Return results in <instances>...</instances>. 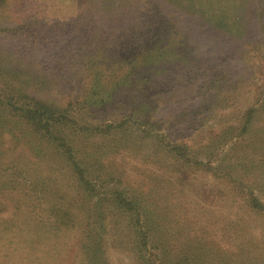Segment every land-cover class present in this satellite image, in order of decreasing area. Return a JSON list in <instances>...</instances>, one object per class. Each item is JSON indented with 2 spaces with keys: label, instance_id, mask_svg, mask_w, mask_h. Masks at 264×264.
<instances>
[{
  "label": "rangeland",
  "instance_id": "rangeland-1",
  "mask_svg": "<svg viewBox=\"0 0 264 264\" xmlns=\"http://www.w3.org/2000/svg\"><path fill=\"white\" fill-rule=\"evenodd\" d=\"M145 1H0V111L19 121L18 130L27 118L36 128L53 110H65L59 113L68 120L41 132L39 149L0 125V264H87L91 252V264H264V194L257 190L264 136L210 144L235 126L237 114L264 102V55L252 51L232 66H215L224 76L207 93L211 78L197 79L194 68L186 74L191 61L182 58L212 35L171 0H155L150 12L173 19L172 29L148 24L133 32V6L139 15ZM134 49L161 52L154 60L160 66L173 63L153 79L163 83L144 86L139 72L125 74L130 65L119 67ZM169 49L181 60L168 58ZM91 61L118 72L94 83ZM123 79L115 90L88 95ZM197 104L209 113H194ZM15 107L36 114H15ZM260 123L264 118L254 127ZM4 180L13 182L7 188ZM252 199L253 210L246 203ZM202 235L229 258L197 262L200 251L189 246Z\"/></svg>",
  "mask_w": 264,
  "mask_h": 264
},
{
  "label": "trees",
  "instance_id": "trees-1",
  "mask_svg": "<svg viewBox=\"0 0 264 264\" xmlns=\"http://www.w3.org/2000/svg\"><path fill=\"white\" fill-rule=\"evenodd\" d=\"M142 1L144 0H141V3ZM171 1L173 2L172 6L180 10L179 12L181 13V16L184 15L188 16L189 14H191L200 18L201 21H199V23L201 24L199 25L203 28L202 29L203 34L207 35V37L212 35L211 36L213 38L212 41H210V38L205 39L207 41H205L204 43H199L198 45H196L197 47L195 49H192V51L195 52L193 53L195 56L191 55L192 57H190V55L188 54V55H183L182 58L175 55L174 52L172 53L170 49L168 50L169 53L168 58H171L175 63L181 60L180 58H182L184 62L186 61L188 62V60L191 61V64L189 62L187 63L189 64L188 67L191 69L188 70L186 74H191L193 70L192 68H194V76L197 79H202L204 77H207L208 79L211 78L210 81H208L206 84H204V82H199L200 85L204 84L205 87L208 88L207 93L212 92V89L215 90L216 92L217 89L215 88L216 85L215 83L217 82L218 84H220V80L224 76V74L216 73L217 68L215 66L221 65V63L223 64L225 63L227 64V66L228 65L232 66L234 65V63L236 64L241 61V60L237 61L238 60L237 56L239 57L246 56L247 53H250L252 51L258 50V54L260 53L264 55L261 49L264 46V37H263L264 36V0H171ZM154 2L155 0H150V1L146 0L143 9L145 11L139 13V15L138 12L140 7H135L136 4L133 6V8H136L135 11L132 9V7L127 9V11H134L135 13L134 17L131 19L128 25L130 30L134 32L135 30L137 31L138 29L141 28H149V27H145L148 24L152 26V28L164 27L165 29H167L165 27V25L167 24L169 28L172 29V27L174 26L173 19L168 21L167 23L166 19L162 17L163 15L161 14L158 15L159 13L156 10H154L155 13L150 12L151 9L150 6H152ZM127 11L121 10L119 13L120 15L124 16L127 14ZM153 30L156 29L154 28ZM254 36H256V41L252 43L251 41L254 38ZM214 46H216L217 49H219L217 53L211 51ZM244 46H248L250 48L248 49L242 48ZM240 49L243 50V52H240ZM198 50L199 52L197 53L198 54L197 55L196 52ZM134 52H135L133 54L134 58L130 59V61L127 64L119 65V67L122 69H124L126 66L129 67L128 65H130V70H127L125 74L129 75L130 72H135V71L139 72V78L142 79L141 82L139 83L144 86L146 85L147 87L154 83H160V82L163 83L162 80H153V79L169 73L168 71L172 69L173 63L170 64L167 63L166 65L164 64L160 66L161 64L160 61L158 60L154 61L155 58L159 59L161 57L162 53L159 51H157V54L155 56L151 55V53L150 54L147 53L146 50L141 51L140 54H137V49H134ZM200 59H202L201 60L202 62L206 60L205 64L199 65L198 62H200L199 61ZM95 63L96 61L94 62L91 61L89 62V64H87V67H90V69L93 66L92 67L93 72H95L96 75L95 76L96 80L94 83L102 84L105 82L106 79L110 80L111 77H115V75L117 74L115 72H118L116 70L111 72L110 69H106V68L103 69L102 67L96 66L98 64ZM183 69H185V67ZM209 69L212 72L211 74H209L208 72ZM168 77H170V75H168ZM113 82H115V80L114 81L112 80L110 84L104 86L96 85L95 89L93 86L94 90L90 91L88 95L90 96L93 94L94 97L99 96L98 94L109 86H111L112 89L115 90L118 86V83H121L122 85L124 84V79L115 82V85H113ZM220 92H224V91H222L221 89ZM107 94L109 93L107 92ZM207 96L211 97V95H207ZM193 97L197 98L195 94H193ZM254 104L256 105V107H249L245 111H241L239 114H237L236 116L238 118L235 119L234 121L235 126H233L231 129L226 128L221 130L217 136L218 137L217 140L214 141L212 140L213 142H210V144H216L218 142V139L220 140L225 136L227 137L229 136V138L234 137L236 139H245L244 140L245 144L249 142L258 143L257 139L264 136V123H260L258 126L256 125L257 127H254V125L256 122L263 120L264 118V111L260 110L261 107H264V102L262 101V98L261 99L259 98L257 101H255ZM231 105L232 104L230 103L228 106ZM12 109L15 114L20 112H23L25 115L28 114L29 116L30 114H34V115L36 114V112L31 109H25L20 107H15ZM200 109L201 107L199 106V104H197V106L194 108L193 111L194 113L198 112L199 115L204 113H209V110L206 108L203 110V113L201 111L202 109L201 110ZM190 110L191 108L186 105L184 113L186 114L190 113ZM42 111L47 112V109ZM53 111L54 113H50V115L40 116L41 123H39V125H37L36 128L35 126L32 127V124L27 118L26 120L28 126L26 125L25 128H20L19 130L17 128V123L19 121H14V122L10 121V119L7 118V116L0 111V125L8 123L9 125L12 126L14 133H16L17 136H20L23 139H27V141L30 142L32 146H35L39 149L38 138L43 139L44 137L43 136L44 134L41 132L44 131L46 132V134L51 133L52 129L55 128L59 129L61 126H63L62 122L63 123L68 122L67 118H65V113H59L65 110H59V111L53 110ZM202 117H204V115H202ZM29 119H35V118H29ZM177 120L180 124H185V120L181 118ZM123 127H125L124 124ZM18 132L20 133V135L18 134ZM155 132L157 135H159L157 131ZM248 137H251V139H248ZM35 152L38 153L37 151ZM188 162L192 163L191 161ZM263 169H264V164H263ZM225 174H230L229 177L231 178H236L237 176L235 173H225ZM10 182H13V180L10 181L4 180L1 183H3V185L8 188ZM17 185L18 184H14L13 186L17 187ZM257 186H258L257 190L260 193L264 194V180L258 181ZM252 200L246 202L247 206L251 210L254 209L253 204L256 203V199H252ZM22 204L25 205L27 203L24 201ZM6 227H10V225ZM56 228H57L56 226L52 227L53 230H56ZM139 234L142 235L141 230ZM199 238L200 240H198L195 244H191V246H189L190 249L196 247L195 249L197 251H200L197 262L212 261L213 263L216 260L215 257L217 255L218 258L223 257L225 261L229 258L230 254H226V253L218 254L221 249L216 251V246L214 241L206 240L207 237H205L204 235L200 236ZM143 241L145 242L144 239L142 240V243ZM94 253L96 252L90 253L87 264L92 263V260L95 258ZM89 258L91 259L90 261ZM202 258L203 260H201ZM148 264H150V262H148ZM171 264H175V263H171Z\"/></svg>",
  "mask_w": 264,
  "mask_h": 264
}]
</instances>
